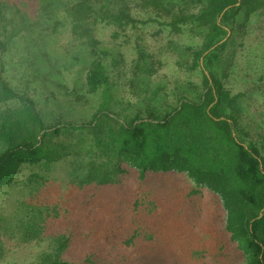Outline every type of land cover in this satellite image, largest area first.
I'll use <instances>...</instances> for the list:
<instances>
[{
  "label": "trees",
  "instance_id": "16d2710c",
  "mask_svg": "<svg viewBox=\"0 0 264 264\" xmlns=\"http://www.w3.org/2000/svg\"><path fill=\"white\" fill-rule=\"evenodd\" d=\"M33 1L0 0V188L24 170L31 196L58 168L80 190L133 172L179 175L194 185L192 195L221 202L243 264H264V51L256 44L264 0ZM148 23L159 26L157 35L198 40L169 42L174 75L162 73L163 54L139 42L128 67L119 48L99 38L101 27L118 36ZM4 56L20 87L7 78ZM76 67L70 89L65 73ZM48 103L57 107L50 115ZM146 195L133 208L141 227L156 209ZM55 215L56 207L20 201L7 225L0 220V257L2 230L18 231L22 243L41 241ZM143 237L155 238L138 229L125 243ZM53 243L38 264H70V237Z\"/></svg>",
  "mask_w": 264,
  "mask_h": 264
},
{
  "label": "rangeland",
  "instance_id": "374dc122",
  "mask_svg": "<svg viewBox=\"0 0 264 264\" xmlns=\"http://www.w3.org/2000/svg\"><path fill=\"white\" fill-rule=\"evenodd\" d=\"M28 1L34 6L33 0ZM33 9V8H31ZM159 26L148 23L137 30L114 36L113 27H101L98 34L108 47L116 46L124 54L128 67L137 57V43L150 52L164 55L166 65L162 73L174 75L175 57L169 42L196 45L198 40L185 33L173 37L169 31L157 35ZM259 42H261L259 44ZM258 50L264 51V38H260ZM167 53V54H166ZM255 55V53L253 54ZM8 70L7 78L14 87H20L18 71L13 70L11 57L4 56ZM77 67L65 73V83L73 89L78 78ZM15 76L16 78H13ZM42 92L39 98L47 96ZM126 99L133 100L128 92ZM43 105V104H42ZM57 109L52 103L44 105L49 115ZM49 116V124L54 122ZM63 168L49 175L45 187L31 196L22 182L30 171L19 173L15 182L0 188V220L7 225L14 218L20 201L56 207L58 215L51 220L41 241L22 243L18 231H1L4 248L0 264H38L40 256L54 246V238L61 235L70 237L65 259L70 264H243L244 258L229 241L225 231L226 215L221 202L212 194L192 195L194 185L179 175L148 174L140 179L137 172L123 179L121 183L106 187H89L80 190L68 184ZM150 192L147 199L156 206L154 214L148 218V225L139 226L133 211L140 194ZM150 228L155 238L139 239L133 246L125 241L136 230L145 232Z\"/></svg>",
  "mask_w": 264,
  "mask_h": 264
}]
</instances>
